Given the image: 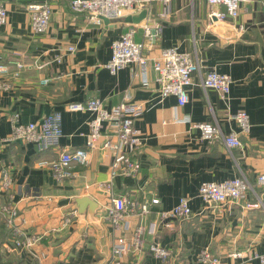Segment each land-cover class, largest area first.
<instances>
[{"label":"crops","instance_id":"crops-1","mask_svg":"<svg viewBox=\"0 0 264 264\" xmlns=\"http://www.w3.org/2000/svg\"><path fill=\"white\" fill-rule=\"evenodd\" d=\"M70 1L1 2L7 20L0 28V64L10 60L41 66L23 71L17 79L0 74V82L9 85L0 90V176L8 174L11 182L0 202L9 196L19 210L16 227L39 237L29 253L3 249L4 253L23 264H107L118 235L108 220L107 207L112 197L126 196L138 203L157 198L159 203L150 205L142 219L129 217L133 227L142 225L148 233L140 249L128 252L120 264H161L147 251L151 243L171 251L168 264H212L199 260L203 251L216 258V264H257L247 257L264 254V188L256 185V176L264 174V0L241 4L238 16L224 22L209 20L204 0H169L168 14H163L165 0H139L148 13L138 25L123 20L141 11L124 12L114 22L90 24L85 15L70 11ZM41 2L51 6L52 14L47 31L34 36L25 7ZM145 25L150 32L159 26L160 32L150 38ZM238 25L246 29L236 36ZM130 27H135L133 40L145 45L146 84L134 64L115 75L103 67L111 43ZM166 48L189 54L200 66L192 75L188 102L181 108L173 96L161 99L154 81L152 63ZM212 70L230 77L227 99L201 86ZM42 80L47 84L41 85ZM126 95L143 105V114L134 123L141 139V147L133 153L140 171L134 177L114 178L109 191L105 184L110 178V153L85 145L93 115L83 107L75 111L70 107L98 99L109 110ZM55 111L62 116L56 148L40 153L32 144L8 141L14 112L27 124L39 123ZM239 111L248 115L247 134L229 119ZM204 122H216L223 135L237 133L241 147L228 151L222 140L201 141L193 124ZM107 133L102 129L101 141ZM76 149L86 151L88 161L73 165L68 180L59 183L49 168L38 165ZM235 177L245 178L252 187L245 201L215 209L198 198L202 183ZM181 197L189 199L191 215L166 226L168 221L160 213L172 210ZM256 202L263 207L245 206ZM65 218L71 224L63 228Z\"/></svg>","mask_w":264,"mask_h":264},{"label":"built area","instance_id":"built-area-1","mask_svg":"<svg viewBox=\"0 0 264 264\" xmlns=\"http://www.w3.org/2000/svg\"><path fill=\"white\" fill-rule=\"evenodd\" d=\"M0 0V28L6 23L7 11L1 4ZM193 1V0H192ZM209 7L208 18L216 22L233 20L239 14L241 4H247L251 0H204ZM165 6L163 14L169 13V0L164 1ZM146 4L139 0H71L69 9L73 13L85 15L90 24L101 25L103 20H117L122 17L123 13L133 14L146 9ZM220 8H223L221 11ZM25 10L31 19V33L39 36L47 31L49 26L52 9L46 2L29 3ZM145 34L150 38H155L160 32V27L155 26L154 33L151 34L150 26L145 25ZM243 25L234 28L236 36L245 31ZM135 27H130L126 32L121 34L110 45V58L104 64V68L110 75H115L119 71L130 65H136L142 82H147V58L143 55L144 44L135 42L133 36ZM72 49L70 48L69 51ZM59 61V59H56ZM14 67L13 71L10 70ZM33 68L40 69L41 66L35 62L24 64L18 61L8 60L5 64H0L1 75H11L17 79L25 70ZM200 69L197 60H193L189 54H183L176 48L162 49L159 55L152 63V70L155 74L154 81L158 85L159 97L161 99L173 96L177 100V107L181 108L188 102V88L192 84V75ZM231 79L228 75L219 74L214 70L207 72L201 81L204 89H212L221 97L227 99ZM47 80H42L41 85H46ZM9 85L0 82V90H6ZM85 108L93 117L88 122V136L86 148L95 150L98 148L105 149L110 153L111 161L109 165V181L105 184L107 190L111 191L112 180L116 177H134L140 171L134 152L141 147V139L136 130L134 123L143 114V105L131 101L126 95L122 101L111 109L103 107L98 99L87 101L85 106L74 105L71 110ZM236 123L240 133L247 134L250 129L249 118L246 112L239 111L229 117ZM184 121L188 122L186 118ZM11 133L8 137L9 142H20L22 144H32L37 152H45L57 147L60 137L62 136V116L60 112H52L45 116L39 123L22 124L19 120V113L14 112L10 116ZM193 127L199 130L200 140L213 142L222 140L228 151L241 147V141L237 133L231 132L223 135L216 122H204L193 124ZM108 131L106 139L101 141V131ZM110 132V134H109ZM1 148V146H0ZM88 161V153L82 149L74 151H63L55 161L42 160L38 162L40 167H47L51 170L53 177L57 182H63L73 176V165L84 166ZM256 185L264 188V174L256 176ZM11 182L8 174L3 173L0 176V196L8 194ZM252 189L250 183L243 177L231 178L219 183L204 182L198 189V198L202 203L211 208H222L225 205L237 204L246 199L247 193ZM159 200L153 198L150 202H135L126 196L112 197L107 207V217L113 227L115 237L111 247V255L107 264H120L121 259L130 251L135 252L140 249L142 237L147 232V228L142 225L132 226L129 217L144 218L150 212V205H157ZM247 208L259 209L263 207L261 202L246 203ZM264 208V207H263ZM191 215L189 199L181 197L177 205L168 212H161L160 218L167 220L166 226L174 220H183ZM0 216L6 222L7 226L12 229V239L3 245L5 253H15L18 251H30L34 244L39 241L38 236L26 234L16 227L15 221L19 216L17 206L11 198L0 202ZM71 224L70 218H65L61 227ZM129 237V241L127 240ZM148 253L157 258L161 264H165L171 256L168 248L161 247L157 243H151L147 249ZM29 253V252H28ZM43 255H40L42 257ZM239 256V254L234 257ZM199 260L203 263L216 264L217 259L210 256L207 251H203ZM248 262H257L264 264V254L252 253L247 257Z\"/></svg>","mask_w":264,"mask_h":264},{"label":"trees","instance_id":"trees-1","mask_svg":"<svg viewBox=\"0 0 264 264\" xmlns=\"http://www.w3.org/2000/svg\"><path fill=\"white\" fill-rule=\"evenodd\" d=\"M12 239V229L9 228L6 222L0 216V264H23L19 259L7 255L3 251V245ZM168 261V260H167ZM165 264H168L167 262Z\"/></svg>","mask_w":264,"mask_h":264},{"label":"water","instance_id":"water-1","mask_svg":"<svg viewBox=\"0 0 264 264\" xmlns=\"http://www.w3.org/2000/svg\"><path fill=\"white\" fill-rule=\"evenodd\" d=\"M147 9L142 10L140 13L133 15V16H129L127 18H125L123 20V22L125 23H129V24H134V25H138L139 23H141L142 21H144L147 17ZM118 20V19H117ZM117 20H110V21H117ZM105 23H108L109 20L104 19L103 20ZM154 33V30H151V34Z\"/></svg>","mask_w":264,"mask_h":264},{"label":"rangeland","instance_id":"rangeland-1","mask_svg":"<svg viewBox=\"0 0 264 264\" xmlns=\"http://www.w3.org/2000/svg\"><path fill=\"white\" fill-rule=\"evenodd\" d=\"M12 257H13V255H12Z\"/></svg>","mask_w":264,"mask_h":264}]
</instances>
